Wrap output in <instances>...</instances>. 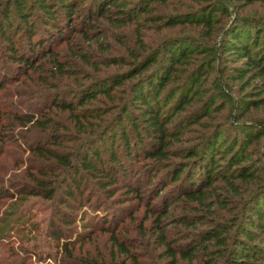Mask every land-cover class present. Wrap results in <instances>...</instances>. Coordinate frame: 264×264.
I'll use <instances>...</instances> for the list:
<instances>
[{
    "label": "trees",
    "instance_id": "1",
    "mask_svg": "<svg viewBox=\"0 0 264 264\" xmlns=\"http://www.w3.org/2000/svg\"><path fill=\"white\" fill-rule=\"evenodd\" d=\"M166 1L0 0V53L9 61L0 64V90L10 77L6 72L16 65L12 77L18 79V72L31 77L28 89L39 93L35 107L43 104L33 113H9L15 124L1 125L0 133L9 137L20 125L47 136L30 144L29 150L50 160L59 175L52 179L43 169L36 175L29 172V188L41 190L47 199L58 198L65 210L81 209L77 206L85 175L107 195L121 189L125 199L145 207L137 241L120 235L114 215L108 222L104 214L97 220L102 227L109 224L111 251L124 257L110 264H139L135 248L142 241H151L168 264H264V120H244L252 112L264 111V22L240 14L245 5L264 0H201L192 11L156 17L167 26H201L209 37L217 38L210 49L225 63L216 71L221 82L214 85L219 82L217 87L222 90L223 85L230 93L233 88L226 79L235 84L232 96L220 91L226 99L220 107L217 94L205 89L212 62L196 61L202 51L189 36L163 40L149 50L138 33L140 51L128 50L123 70L102 78L80 75V64L93 69L98 64L89 51L104 34L102 23L138 25L141 19H152L155 4ZM57 43L74 46L71 54L60 59ZM74 67L80 79L68 92L75 101L59 87ZM104 100L109 117L86 128L85 119L99 117L94 109L103 107ZM93 102L100 105L93 107ZM223 105L230 124L224 128L208 124L212 111ZM52 109L66 112L82 134L65 154L54 150L61 147L64 132L48 117ZM194 125L203 131L194 142H187L183 135ZM6 191L0 186V197ZM69 217L61 214L65 222H73ZM148 218L146 227L143 221ZM54 238L59 262L108 264L74 258L69 242Z\"/></svg>",
    "mask_w": 264,
    "mask_h": 264
},
{
    "label": "rangeland",
    "instance_id": "2",
    "mask_svg": "<svg viewBox=\"0 0 264 264\" xmlns=\"http://www.w3.org/2000/svg\"><path fill=\"white\" fill-rule=\"evenodd\" d=\"M197 2H201V0H167L166 3H157L153 6L152 19H141L138 25L131 23L118 26L102 23L104 34L99 37L98 41L95 40L94 44H90L89 51V54L93 52L95 56L93 60L98 64L94 69L91 66L80 64L81 73H83H80V75L102 78L123 70L124 67L121 65L122 58L129 57L128 50L140 51V46L137 44L138 33L141 35L144 47L149 50L158 46L163 40L189 36L202 51L195 57L196 61L200 60L199 62L202 63L211 60L212 62L214 69L205 83V89L209 94H214L215 96L217 94L215 101L217 107L222 106L226 99H224L225 96L220 91L223 90L225 94L229 93V91L223 85L221 87L222 90L217 87L218 83L221 82L217 78V72L222 70L225 63V59L216 56V50L212 51L210 49L217 38L209 37L206 29L201 26L181 23L167 26L156 19L158 16L165 18L192 11L196 7L195 4ZM240 14L254 17L264 22V1L245 5L240 10ZM225 28L226 25L223 26V30ZM96 42H100V45H97ZM86 44V42L81 43L82 46H87ZM72 47L74 46L57 43L55 50H57L58 57L61 59L65 55L71 54ZM3 54L0 53L1 66L3 63L9 64L6 58L3 59L5 57ZM15 66L11 65L12 70L6 72V75L10 77L7 79V85L0 90V112L3 115L2 119L0 118V126L3 124L7 125L13 121L12 115L9 113L14 111L18 113H33L43 108V104L35 107V104L39 103V99H37L39 93L28 89L27 84L32 81L31 77L27 76L25 78L20 72H18L20 76L17 75L18 79L12 77L17 74L14 69ZM77 71L78 69L74 67L70 71L71 73H68L69 76H63L59 82V87L67 90V92L65 91V97L68 100H76L72 99L74 97L68 90L73 89L77 84V82L75 83L76 79H80ZM215 73L216 76L211 81ZM216 80L219 82L214 85ZM226 82L228 87L233 88L232 92L229 93L232 96L235 94L233 91L235 84L228 79H226ZM114 96L118 98L119 94L114 92ZM107 102L104 100L105 104H102L103 107H98L102 111L94 109V111H97L96 113H100L99 117L91 116L85 119V122H87L86 128L91 126V124H99L103 122L102 119L109 117L111 111L105 112ZM98 105L100 104L93 102V107ZM227 110L226 105H223V109L219 111L213 110V117L208 124H211V126L220 124L222 127L229 125L230 120L226 118ZM47 115L57 121L59 132H64L61 133V136H63L61 147L54 150L60 154L69 152L76 145L78 139L82 137V134L80 135L78 133L79 130L74 128L73 120L66 112L52 109ZM245 117L246 119L244 120L246 121L264 120V111L252 112ZM211 129L212 127H208L206 130ZM5 131L7 130H3V132ZM202 131L199 125H194L185 132L183 137L189 140L187 142H194ZM31 137L33 140H29ZM46 137L40 133L29 131L27 127L20 125L10 131L9 137L3 138L0 133V186L3 185V188L7 190V195L0 197V264H69L68 260L58 261L55 254V243L52 241L55 240L54 235L61 236V240L65 239L69 242L67 247L68 249L70 248L74 258L96 260L108 264L121 261L124 257L121 254H117L115 250L111 251L110 233L107 230L110 226L107 222L114 218L112 216L114 215L115 220L121 225L119 229L120 235L137 241L139 235H141L139 223L143 220V216L146 213L145 207L136 202L135 199L130 197L125 199V194L121 189H113L112 191L115 192L113 196L107 195L89 175L83 176L80 182L83 193L82 200L77 207L81 209L65 210L59 203L58 198L47 199L41 190L31 192L29 188L31 180L27 175L29 172L36 175L39 169H43L44 174L48 175L49 178L59 175V171H57L56 166L50 160L45 161L29 150L30 144L34 145L38 141L43 142V140L47 139ZM134 165L138 166L137 164ZM48 171L51 173L48 174ZM120 185L116 186V188H120ZM96 200L99 201L96 202ZM99 202L103 203V206H98ZM61 209L64 210V214ZM61 214L70 216L69 218H72L73 222H65L61 219ZM102 214L106 215L107 219L104 227L97 223ZM90 215L93 218L88 221ZM81 216H84V220L79 219ZM149 222L150 218L143 221V225L147 227ZM55 231L58 233L54 234ZM135 249L139 264H168V258L160 255L158 253L160 249H156L151 241H148V243L142 241ZM178 264L188 263L179 261ZM192 264H197V262L194 261Z\"/></svg>",
    "mask_w": 264,
    "mask_h": 264
}]
</instances>
